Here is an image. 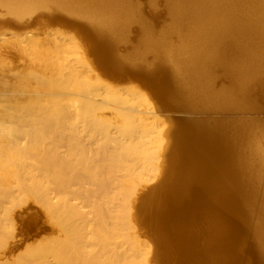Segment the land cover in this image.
Listing matches in <instances>:
<instances>
[{"label": "bare ground", "instance_id": "bare-ground-1", "mask_svg": "<svg viewBox=\"0 0 264 264\" xmlns=\"http://www.w3.org/2000/svg\"><path fill=\"white\" fill-rule=\"evenodd\" d=\"M164 7L167 24L156 31L138 0H0V264H264L257 133L231 120L191 118L151 141L159 118L138 107L142 93L110 86L78 44L59 36L33 34L19 45L36 53L33 91L5 88L7 17L47 10L52 19H85L109 70L160 76L157 95L172 109L247 106L264 95V0H164ZM134 23L138 43L123 51ZM218 67L228 85L215 84ZM72 116L96 127L94 157L84 144L59 150L65 137L51 121ZM10 120L29 124L28 144L10 140L19 133ZM77 177H92L95 195L87 186L73 191ZM21 221L28 230L47 222L53 232L4 260ZM149 224L161 233L157 245Z\"/></svg>", "mask_w": 264, "mask_h": 264}, {"label": "rangeland", "instance_id": "rangeland-1", "mask_svg": "<svg viewBox=\"0 0 264 264\" xmlns=\"http://www.w3.org/2000/svg\"><path fill=\"white\" fill-rule=\"evenodd\" d=\"M141 6L144 8V14L148 23L151 25L152 30H161L162 27L167 24V13L164 7V0H153L154 5H152L151 0H138ZM87 21L83 18H55L49 16L47 10H39L36 13L28 15L24 20L18 21L10 16L7 17V23L5 26V37L7 39V49L5 56V88L8 92L13 90L30 92L36 88V79L34 77L35 64L34 55L35 51L28 47H24L27 40L33 35L38 34L41 38L51 39L54 36H59L60 38H65L66 42H74L81 48V53L84 55L89 66H92L94 73L101 78L110 86L121 90L123 93H127L130 89H135L142 93L146 98L145 102L138 105L139 108L143 110H151L157 112V117L159 121H156L153 127L154 133H151L150 140L156 141L161 137V132L164 131L172 125L179 123L181 119H210L217 121H233L239 123L241 126L245 125L246 128L251 130L252 133H257L264 145V95L260 92L253 95L255 100L254 104L244 106L242 104H237L233 106L224 107H200L195 109L187 110H177L172 109L162 102L160 96L157 95V83L160 81L159 77L153 76V78H145L135 73H124L120 74L116 71L109 70L108 63L101 58L97 52L92 49V36L85 30V25ZM139 28L136 23L132 24L129 30V37L126 38L120 45L121 50L128 51L132 44L138 43ZM19 47V45H23ZM48 72V68L45 69V73ZM230 80L223 73V70L218 67L216 71L215 84L217 86L228 85ZM163 85V84H162ZM167 85L165 83L162 87ZM157 89V90H156ZM126 95V94H125ZM261 96V97H259ZM132 103V102H131ZM109 115V111L106 110ZM152 122V119L148 120ZM8 125L18 129V136H11L10 140L19 143L20 145H26L29 142V132L31 131L30 126L27 122H21L18 120H10L6 122ZM60 126L58 130V135H63L64 141H60L58 147L62 152H68L72 146L84 144L87 147V153L94 157L98 149V141L100 135L96 132V127L94 125L93 129H87L86 125L92 124L90 121L77 119L74 116L65 120L52 122ZM50 129L46 127V132ZM240 132V131H239ZM170 139V138H169ZM149 140V139H148ZM79 149V148H75ZM77 158V155H74ZM78 164V163H75ZM82 167L80 164L76 165L74 169L76 174L79 175ZM72 171V170H71ZM261 179L258 181V192L256 198L263 199L264 197V160H263V171L261 173ZM78 182L74 183L72 190L80 189V186H87L91 192L95 195L96 184L95 180L90 177L88 180L82 177H77ZM82 183V185H80ZM77 190V191H78ZM78 193V192H77ZM20 208L18 209V211ZM35 209H30L28 212L24 213L25 217H29L33 214ZM36 211V210H35ZM252 219L250 225V231L247 232L244 241V253L249 252L251 246L253 245L254 237V226L255 219ZM44 229L40 224V230H28L22 224V221L18 223V234L16 235L17 246L13 252L5 255L4 260L11 261L20 256L29 246L40 242L43 238L52 234V229L50 225L45 222ZM149 231L152 234L153 242L156 244L155 240L160 236V231L157 229L156 225L149 224ZM154 235V236H153ZM147 238H150L146 235ZM245 255V254H244ZM246 257L248 256L245 255ZM1 260V259H0ZM245 261V260H244Z\"/></svg>", "mask_w": 264, "mask_h": 264}]
</instances>
